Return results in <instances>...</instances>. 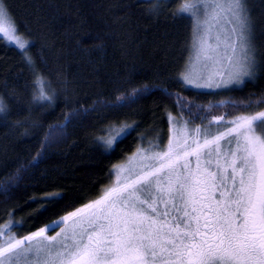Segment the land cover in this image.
Listing matches in <instances>:
<instances>
[{
  "label": "trees",
  "instance_id": "trees-1",
  "mask_svg": "<svg viewBox=\"0 0 264 264\" xmlns=\"http://www.w3.org/2000/svg\"><path fill=\"white\" fill-rule=\"evenodd\" d=\"M190 1L2 0L28 48L22 53L0 38V95L11 107V124L27 117L39 126L22 135V127L0 125V224L12 217L21 237L99 198L115 167L138 148L166 145L169 117L203 128L208 122L201 117L255 110L264 71L227 90L183 85L194 22L181 12ZM248 4L258 59H264V0ZM38 78L45 89H57L54 107L32 105ZM177 95L193 107L178 106ZM124 125L135 130L106 150L102 138ZM51 195L62 199L43 203Z\"/></svg>",
  "mask_w": 264,
  "mask_h": 264
},
{
  "label": "snow or ice",
  "instance_id": "snow-or-ice-1",
  "mask_svg": "<svg viewBox=\"0 0 264 264\" xmlns=\"http://www.w3.org/2000/svg\"><path fill=\"white\" fill-rule=\"evenodd\" d=\"M184 14L194 20L199 61L197 71L181 75L184 86L231 89L264 71L248 0H191ZM5 18L0 0V34L8 35ZM11 32L23 53L28 44L16 38L17 29ZM36 83L35 98L48 99L44 80ZM257 104L230 119L201 117L208 122L203 128L177 126L169 117L166 145L138 148L115 167V182L99 198L21 237L12 217L0 224V264H264V96ZM0 125L31 135L39 122L26 117L11 124L5 117ZM134 130L124 125L102 143L111 149ZM61 199L51 195L43 203Z\"/></svg>",
  "mask_w": 264,
  "mask_h": 264
},
{
  "label": "rangeland",
  "instance_id": "rangeland-1",
  "mask_svg": "<svg viewBox=\"0 0 264 264\" xmlns=\"http://www.w3.org/2000/svg\"><path fill=\"white\" fill-rule=\"evenodd\" d=\"M188 3H191V1L190 2H188ZM188 3H186V4H188ZM185 4V5H186ZM185 5H184V7H185ZM183 7V8H184ZM189 16V15H188ZM189 17H191V16H189ZM192 18V17H191ZM192 20H193V18H192ZM193 22H194V20H193ZM3 24H4V27H5V30L8 32V35H4V34H0V38H2L6 43H8L9 45H11V46H13V47H15V48H17L18 50H20L19 48H18V46L15 44V43H12V42H10L12 39H13V36H12V32H11V30L12 29H16V27H15V25H14V23H13V21H12V19L8 16V14L6 13V18H5V20L3 21ZM16 38H19V39H21L23 42H25V43H27L26 41H25V39H22V37L18 34V32H16ZM21 51V50H20ZM197 54H198V39H197V37H196V34H194V38H193V42H192V47H191V50H190V54H189V57H188V60H187V63H186V66H185V70H184V73L185 72H189V71H197L198 69H199V61L197 60ZM256 55H257V58H258V51H257V53H256ZM248 81H250V80H248V79H246L245 80V83L246 82H248ZM234 87H236V86H233L232 88H234ZM239 87H242V86H239ZM189 89H192V90H196V91H216V90H227V89H216V88H199V89H197V88H191V87H188ZM173 123H177V126H181V125H183L184 124V122H182L181 120H179V119H173ZM224 124V123H223ZM223 124H221V125H223ZM200 127V126H199ZM218 127H220V126H213L212 128H213V130H215L216 128H218ZM188 128L189 129H191V128H194V127H192V126H190L189 124H188ZM170 135H171V132H170ZM169 135V136H170ZM153 146H159L158 144H155V145H153ZM160 147V146H159ZM162 148V147H161ZM148 149V148H147ZM133 156V155H132ZM131 157V156H130ZM129 158V157H128ZM128 158H127V160H128ZM127 160L124 162V163H122V164H125V163H127ZM115 182V173H114V180H113V183ZM112 183V184H113ZM111 184V185H112ZM110 187V186H109ZM108 187V188H109ZM57 230H59V229H57ZM14 234L17 236V233L14 231ZM48 234L49 235H54L55 234V232H48ZM18 237V236H17Z\"/></svg>",
  "mask_w": 264,
  "mask_h": 264
},
{
  "label": "clouds",
  "instance_id": "clouds-1",
  "mask_svg": "<svg viewBox=\"0 0 264 264\" xmlns=\"http://www.w3.org/2000/svg\"><path fill=\"white\" fill-rule=\"evenodd\" d=\"M46 93L48 95V99H44V100L36 99L35 97L39 93L38 92L34 93L31 97L32 105L33 106L47 105L54 107L58 98L57 89L55 87H51L50 90L46 89ZM10 111H11V107L7 99L3 95H0V118L7 117Z\"/></svg>",
  "mask_w": 264,
  "mask_h": 264
}]
</instances>
